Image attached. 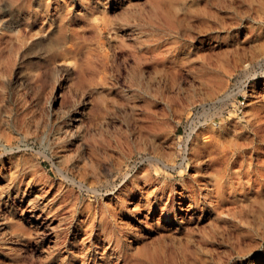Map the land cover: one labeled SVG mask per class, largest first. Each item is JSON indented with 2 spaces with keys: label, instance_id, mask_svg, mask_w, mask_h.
Segmentation results:
<instances>
[{
  "label": "rangeland",
  "instance_id": "obj_1",
  "mask_svg": "<svg viewBox=\"0 0 264 264\" xmlns=\"http://www.w3.org/2000/svg\"><path fill=\"white\" fill-rule=\"evenodd\" d=\"M0 264H264V0H0Z\"/></svg>",
  "mask_w": 264,
  "mask_h": 264
}]
</instances>
